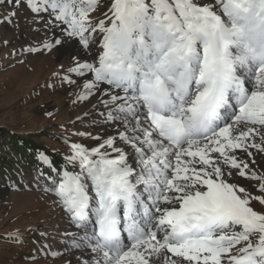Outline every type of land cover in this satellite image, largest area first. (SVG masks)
I'll return each instance as SVG.
<instances>
[{
	"label": "snow or ice",
	"instance_id": "obj_1",
	"mask_svg": "<svg viewBox=\"0 0 264 264\" xmlns=\"http://www.w3.org/2000/svg\"><path fill=\"white\" fill-rule=\"evenodd\" d=\"M25 6L58 33L27 51L96 45L69 51L82 81L64 80L102 93L116 129L66 141L62 169L41 156L78 264H264V0H111L103 19L99 0Z\"/></svg>",
	"mask_w": 264,
	"mask_h": 264
},
{
	"label": "rangeland",
	"instance_id": "obj_2",
	"mask_svg": "<svg viewBox=\"0 0 264 264\" xmlns=\"http://www.w3.org/2000/svg\"><path fill=\"white\" fill-rule=\"evenodd\" d=\"M110 2L99 0L95 15L103 19ZM25 5V0H0V125L16 128L19 134H33L38 145L54 149L65 158L70 154L66 141L93 145L97 141L92 137L106 139L116 134L115 127L101 115L107 112L101 102L106 97L98 92L89 100L80 101L82 82L70 85L64 80L68 75L82 81L68 71L69 51H79L81 59L88 61L96 45L90 51L71 42L70 48L66 45L50 53L27 51L42 48L49 37L58 33L52 32L44 19ZM9 19L11 23L7 22ZM77 132L91 135H74ZM23 159L11 147L0 150V264H78L86 257H80L79 251L71 247V235L66 233L79 230L69 224L55 203L56 198L43 191V171L29 168ZM255 160L253 167L264 171V154H257ZM44 172L47 176L49 170ZM18 232L24 234L22 242L7 239ZM45 246L63 253L64 259L45 255Z\"/></svg>",
	"mask_w": 264,
	"mask_h": 264
},
{
	"label": "trees",
	"instance_id": "obj_3",
	"mask_svg": "<svg viewBox=\"0 0 264 264\" xmlns=\"http://www.w3.org/2000/svg\"><path fill=\"white\" fill-rule=\"evenodd\" d=\"M10 147L12 151L22 154V157L26 160L23 159V163L29 168L39 169L43 172L49 170L48 166L41 160L42 155L47 156L57 169H62L65 163V159L58 151L45 145H38L35 139H33V134H19L16 128L9 125H0V150L10 149ZM50 174L51 172L49 170L47 175Z\"/></svg>",
	"mask_w": 264,
	"mask_h": 264
}]
</instances>
